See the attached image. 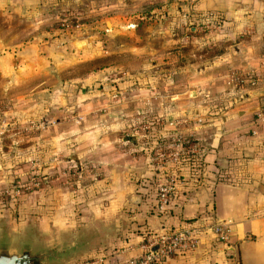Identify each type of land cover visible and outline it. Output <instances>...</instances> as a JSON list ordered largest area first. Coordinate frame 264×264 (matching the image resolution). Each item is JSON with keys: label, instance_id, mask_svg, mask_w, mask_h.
I'll return each mask as SVG.
<instances>
[{"label": "rangeland", "instance_id": "obj_1", "mask_svg": "<svg viewBox=\"0 0 264 264\" xmlns=\"http://www.w3.org/2000/svg\"><path fill=\"white\" fill-rule=\"evenodd\" d=\"M190 1L183 0L182 4L178 0L179 15L170 25L174 34L177 30L183 33V54L178 52L180 47H164V16L170 11L164 0H55L50 11L47 5L45 9L46 14L51 12L54 16L37 27L29 22L18 24L14 18L8 21L11 31L3 35L5 45L0 46V63L2 59L7 62L3 63L4 68L9 65L8 70L4 69L0 74V206L20 196L23 205L28 206L40 195L43 201H49V196H57L52 201H59V209L66 201L72 208L69 214L63 212L62 221L71 216L74 226L61 230L51 225L40 232L31 223L18 232H13L7 224L0 227H8L15 234L31 232L34 239L41 242L52 238L60 243H69L75 237L88 239L86 251H76L61 264H85L115 250L113 238L129 229L133 207L144 203L147 192L120 204L119 212L109 221L91 217L92 222H81V208L88 204L96 208L109 202L99 195L97 163L88 158L71 159L64 149L56 156L44 147L27 149L22 144L30 141L36 132L55 124L58 116L65 122H78L80 115L85 113V121L97 124L99 115L114 109L125 115L117 134L118 150L127 160H142L148 170L146 176L132 181L135 180V186L147 188L154 194L158 180H162V171L177 164L164 163V156L158 155L175 149L173 129L182 123L180 118L166 113V109H174L177 105V98L172 96L179 92L181 83H185L184 95H192L186 90L187 80L193 78L191 72L176 71L174 63L190 62L194 57L192 51H209L208 54L217 55L227 45L240 52L242 47L238 42L250 46L255 54L264 58V0H222L216 4L219 8L205 11L187 4ZM4 23L0 21L1 28ZM40 28L54 32L58 44L71 39L78 50H87L81 51L82 54L74 53L78 56L43 76L32 74L21 84H10L8 81L20 70H14L15 56L5 54V51H15L22 39ZM21 30L26 37H18ZM198 34L208 40L209 45L193 39ZM80 40H83L82 44H77ZM134 44L141 46L143 52L136 53L132 49ZM3 54L7 57L1 58ZM237 73L254 79L253 84L241 82L237 87L253 89L259 97H264V65ZM43 79L49 84L33 88ZM83 79L90 81L82 85ZM225 83L231 86L229 80ZM24 93L35 96V111L26 120L18 119L20 116L4 119L7 114L17 116L21 112V103L17 100ZM59 95L63 98L49 102L51 97L55 99ZM127 110L131 114H126ZM14 138L16 142L13 143ZM182 145L186 151L192 146V140L186 136ZM28 211L26 216H32L30 208ZM12 216L17 219L19 215L14 213Z\"/></svg>", "mask_w": 264, "mask_h": 264}, {"label": "crops", "instance_id": "obj_2", "mask_svg": "<svg viewBox=\"0 0 264 264\" xmlns=\"http://www.w3.org/2000/svg\"><path fill=\"white\" fill-rule=\"evenodd\" d=\"M54 1L0 0V21L6 22L0 27V46L5 45L2 42L3 35L11 31L8 21L11 22L14 18L18 24L29 22L37 27L40 22L51 20L54 16L45 11L46 5L50 7ZM221 1L191 0L186 3L205 11L219 8L216 4ZM164 2L170 10L164 16V47H180L178 52L183 54V33L180 34L177 30L174 34L170 28L171 22L179 15L176 9L178 0ZM181 2L183 4V0ZM53 35L54 32L41 28L27 37L23 30L19 31L18 37L26 38L19 40L15 51H5V54L12 53L15 56L14 70H20L16 77H11L8 81L10 84H21L32 74L43 76L57 65L64 66L73 56H78L74 53L82 54L81 51L87 50H78L71 39H64L63 44H58ZM202 38L198 34L193 39L199 44L209 45V41ZM82 42L80 40L77 44ZM238 45L242 47L240 52L227 45L217 55L208 54L209 51H192L193 60L186 64L184 61L174 63L176 71L191 72L193 78L187 80L186 90L192 95H184L185 83H181L179 92L172 96L177 98V105L174 109H166V113L181 119L182 123L173 132H177L183 139L188 136L192 140V146L186 149V154L197 155L200 164L196 171H192L181 160L178 173L181 183L175 188L179 193L174 194L173 198L171 194L162 213H157L153 208L155 190L151 194L147 188L137 187L135 180L132 181L146 176L148 170L145 164L140 159H125L118 150L119 147L117 148V134L125 118L123 113L109 109L99 115L100 122L97 124L85 121V113L80 115L81 120L78 122H65V119L58 116L55 124L36 132L30 141L22 144L27 149L44 147L56 156L64 149L71 159H91L97 163L99 195L109 202L96 208L91 204L81 208V222L88 224L91 217L109 221L119 212L117 210L120 204L128 202V198L131 199L134 195L143 196L147 192L144 203L133 207V221L129 224V229L113 238L115 250H109L107 255L88 260L85 264H125L142 253L139 245L146 233L176 230L179 226L199 228L196 249L187 253L176 252L155 264H264V119L260 121L257 117L259 111L264 109V97H259L258 92L253 89L237 87V83L229 78L231 73L261 68L264 58L255 54L250 46L239 42ZM132 49L136 53L143 52L142 47L137 44ZM5 57L7 55L1 56ZM4 62L7 64L1 59L0 74L9 68V65L3 67ZM197 73L200 76L197 77ZM226 80L231 82L230 87L225 83ZM89 81L90 79H83L81 84H88ZM43 84L49 83L43 79L36 82L33 88L42 87ZM31 94L24 93L17 100L22 108L17 116L14 113L7 114L4 119L18 116L21 120L28 119L35 111L37 102ZM59 98L63 97H51L49 102ZM64 98L67 101L66 95ZM126 114H131V111L127 110ZM14 142L16 138L13 139ZM172 172L174 171L169 173ZM48 198L49 201H43L44 198L40 195L28 206L23 205L20 196L1 205L0 225L7 224L13 232H18L29 223L35 224L39 232L46 231L51 225L61 230L72 229L74 218L70 216L67 221H62L61 217L63 212L69 214L72 210L68 207V202L59 209V201H52V198L58 197ZM29 208L32 216L25 214L29 213ZM14 213L19 215L17 219L13 218ZM215 220L230 221L226 244L216 241L208 230L202 228Z\"/></svg>", "mask_w": 264, "mask_h": 264}, {"label": "built area", "instance_id": "obj_3", "mask_svg": "<svg viewBox=\"0 0 264 264\" xmlns=\"http://www.w3.org/2000/svg\"><path fill=\"white\" fill-rule=\"evenodd\" d=\"M229 78L235 83H254V79L246 77V74L231 73ZM257 117L260 121H263L264 109L259 111ZM169 124L173 125V122H170ZM172 135L175 149L164 154L161 152L158 153L160 157L163 158L164 156V163L169 162L171 163L170 165L177 163L180 160V157L188 152L183 151V138L177 132H174ZM175 188L176 175L174 172L168 175L164 183H159L156 186L154 208L157 213H162L165 210ZM202 228L208 230L216 241L222 244L227 243L230 233V221L215 220L203 225ZM167 231L151 232L145 235L144 240L139 245L142 249V253L134 259H130L125 264H155L164 257L170 256L176 252L187 253L196 249L199 228L186 227L171 234H168Z\"/></svg>", "mask_w": 264, "mask_h": 264}, {"label": "water", "instance_id": "obj_4", "mask_svg": "<svg viewBox=\"0 0 264 264\" xmlns=\"http://www.w3.org/2000/svg\"><path fill=\"white\" fill-rule=\"evenodd\" d=\"M88 239L75 237L69 243L56 239L48 242L35 240L31 232L12 233L8 227H0V264H61L76 251H86Z\"/></svg>", "mask_w": 264, "mask_h": 264}, {"label": "trees", "instance_id": "obj_5", "mask_svg": "<svg viewBox=\"0 0 264 264\" xmlns=\"http://www.w3.org/2000/svg\"><path fill=\"white\" fill-rule=\"evenodd\" d=\"M197 156V155H196ZM196 156H192L191 154H186V155H182L181 157H180V160L177 162V164L174 166V167H172L171 169H168V170H164V171H162V173H161V176H162V180H161V182H160V180H158V182H157V184H156V186L159 184V183H164V181H165V179L167 178V175H168V173L170 172V170L171 171H174V173H175V175H176V185H178V184H180L181 182H180V176L178 175V173H179V166H180V164H181V160H183L185 163H187V165L189 166V168L190 169H192V171H196L197 170V168H199V164H200V158L199 157H196ZM182 189H180V191H181ZM177 193H179V191H178V189H174V191H173V193H172V198H173V196H174V194H176L177 195ZM154 208V207H153ZM183 228H186V227H184V226H179L176 230H174V229H169L168 231H167V233L168 234H171V233H173V232H176V231H178V230H181V229H183ZM146 234H148V233H146Z\"/></svg>", "mask_w": 264, "mask_h": 264}]
</instances>
